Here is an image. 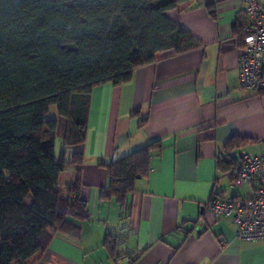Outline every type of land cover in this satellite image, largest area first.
<instances>
[{
    "label": "crops",
    "instance_id": "crops-1",
    "mask_svg": "<svg viewBox=\"0 0 264 264\" xmlns=\"http://www.w3.org/2000/svg\"><path fill=\"white\" fill-rule=\"evenodd\" d=\"M242 5L243 0H194L167 11L201 46L169 51L136 68L126 83L93 88L80 171V195L91 217L80 222L79 239L57 233L28 264H264V241L239 239L237 225L216 219L209 206L215 196L247 197L255 187H235L220 159L264 150V90L239 86ZM57 120L60 154L68 122ZM232 138L243 144L228 150ZM154 140H161L162 149L127 204L102 201L106 165ZM76 150L67 148L66 159ZM77 177L72 167L59 188ZM107 234L119 235L117 261L104 246Z\"/></svg>",
    "mask_w": 264,
    "mask_h": 264
},
{
    "label": "trees",
    "instance_id": "trees-1",
    "mask_svg": "<svg viewBox=\"0 0 264 264\" xmlns=\"http://www.w3.org/2000/svg\"><path fill=\"white\" fill-rule=\"evenodd\" d=\"M193 2L0 0V264H28L57 233L80 238V222L91 217L80 195L90 94L100 84L130 81L136 68L169 51L201 46L166 14ZM52 105L68 122L60 154L58 120L47 117ZM242 144L232 138L226 146ZM71 147L77 150L68 160ZM161 149L154 140L107 164L109 184L100 199L125 206ZM235 162L232 155L219 166L225 171ZM72 167L77 180L60 189ZM119 242V235L104 239L115 261Z\"/></svg>",
    "mask_w": 264,
    "mask_h": 264
},
{
    "label": "built area",
    "instance_id": "built-area-1",
    "mask_svg": "<svg viewBox=\"0 0 264 264\" xmlns=\"http://www.w3.org/2000/svg\"><path fill=\"white\" fill-rule=\"evenodd\" d=\"M240 44V89L264 90V0H243ZM231 183L241 188L255 185L251 196H215L210 212L216 219L228 218L236 225V235L247 241H264V150H242L236 162L224 171Z\"/></svg>",
    "mask_w": 264,
    "mask_h": 264
},
{
    "label": "rangeland",
    "instance_id": "rangeland-1",
    "mask_svg": "<svg viewBox=\"0 0 264 264\" xmlns=\"http://www.w3.org/2000/svg\"><path fill=\"white\" fill-rule=\"evenodd\" d=\"M47 117L52 118V119L60 117L59 112H58V108L56 105L50 106ZM56 147H57V152L59 153V141H57Z\"/></svg>",
    "mask_w": 264,
    "mask_h": 264
},
{
    "label": "water",
    "instance_id": "water-1",
    "mask_svg": "<svg viewBox=\"0 0 264 264\" xmlns=\"http://www.w3.org/2000/svg\"><path fill=\"white\" fill-rule=\"evenodd\" d=\"M198 231H199V232H201V226H200V227H198Z\"/></svg>",
    "mask_w": 264,
    "mask_h": 264
}]
</instances>
